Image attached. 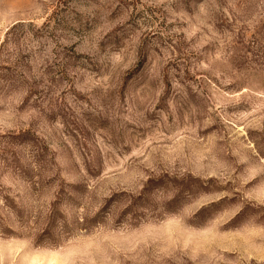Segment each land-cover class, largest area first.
<instances>
[{
    "label": "rangeland",
    "instance_id": "rangeland-1",
    "mask_svg": "<svg viewBox=\"0 0 264 264\" xmlns=\"http://www.w3.org/2000/svg\"><path fill=\"white\" fill-rule=\"evenodd\" d=\"M0 264H264V0H0Z\"/></svg>",
    "mask_w": 264,
    "mask_h": 264
}]
</instances>
